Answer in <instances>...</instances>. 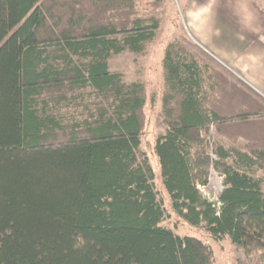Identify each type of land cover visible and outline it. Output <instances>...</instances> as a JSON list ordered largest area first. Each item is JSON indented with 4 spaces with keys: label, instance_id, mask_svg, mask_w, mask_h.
I'll return each instance as SVG.
<instances>
[{
    "label": "trees",
    "instance_id": "obj_1",
    "mask_svg": "<svg viewBox=\"0 0 264 264\" xmlns=\"http://www.w3.org/2000/svg\"><path fill=\"white\" fill-rule=\"evenodd\" d=\"M163 2L0 0V264H214L162 225L145 84L110 70L158 38ZM163 70L155 153L173 213L264 264V96L185 39Z\"/></svg>",
    "mask_w": 264,
    "mask_h": 264
},
{
    "label": "rangeland",
    "instance_id": "obj_2",
    "mask_svg": "<svg viewBox=\"0 0 264 264\" xmlns=\"http://www.w3.org/2000/svg\"><path fill=\"white\" fill-rule=\"evenodd\" d=\"M163 5L157 10L161 18L162 27L158 38L147 46L146 52L141 55L124 53L110 60V70L120 72L127 81H142L146 87V105L144 109V127L142 138V150L149 156L155 173V187L167 210L163 226L172 229L180 236H193L211 245L214 254V264H242L247 261L242 249L234 246L228 239L218 243L210 238L203 228H194L182 222L172 211L168 193L166 192L161 176V168L155 153L156 140L166 132L161 118V97L164 90L163 59L167 45L175 40L185 39L196 43L188 33V23L185 16L186 0H163ZM261 11V7L250 0ZM264 7V0H255ZM264 12V11H263ZM263 40V38H262ZM203 47V46H202ZM205 49V48H204ZM209 52L207 49H205ZM210 53V52H209ZM211 54V53H210ZM213 56V55H212ZM241 147L246 142L241 140ZM256 175L263 180L264 192V168L256 167ZM255 168V169H256ZM203 194L215 200L222 190V182L219 174L211 171L210 184L200 187Z\"/></svg>",
    "mask_w": 264,
    "mask_h": 264
},
{
    "label": "crops",
    "instance_id": "obj_3",
    "mask_svg": "<svg viewBox=\"0 0 264 264\" xmlns=\"http://www.w3.org/2000/svg\"><path fill=\"white\" fill-rule=\"evenodd\" d=\"M185 16L196 44L264 96V12L250 0H186Z\"/></svg>",
    "mask_w": 264,
    "mask_h": 264
}]
</instances>
